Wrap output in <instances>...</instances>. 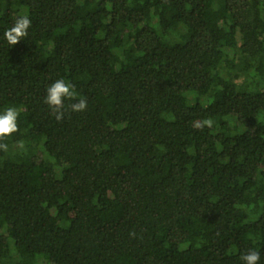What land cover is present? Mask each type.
<instances>
[{"label": "trees", "instance_id": "trees-1", "mask_svg": "<svg viewBox=\"0 0 264 264\" xmlns=\"http://www.w3.org/2000/svg\"><path fill=\"white\" fill-rule=\"evenodd\" d=\"M61 78L87 109L58 122ZM13 105L0 264H264V0H0Z\"/></svg>", "mask_w": 264, "mask_h": 264}, {"label": "clouds", "instance_id": "clouds-1", "mask_svg": "<svg viewBox=\"0 0 264 264\" xmlns=\"http://www.w3.org/2000/svg\"><path fill=\"white\" fill-rule=\"evenodd\" d=\"M32 21L27 14H22L17 17L11 27L4 31V39L11 46L18 44L28 36V30L31 27ZM75 100L76 102L68 105L72 112H82L87 109V98H79L76 91V86L63 78L55 80L46 89L44 102L51 110V114L59 122L65 116V101ZM21 114V109L17 106H8L3 112H0V151L7 152L9 145L6 142L7 138L13 136L19 131L18 119ZM214 121L211 118H206L196 124V127L203 130L205 127H213ZM24 147L23 143L18 145ZM133 237L135 233H130ZM241 260L244 264H259L260 253L256 250L249 249L241 255Z\"/></svg>", "mask_w": 264, "mask_h": 264}]
</instances>
